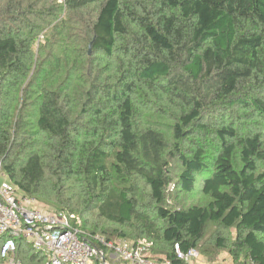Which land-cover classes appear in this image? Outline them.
<instances>
[{"label": "trees", "instance_id": "trees-1", "mask_svg": "<svg viewBox=\"0 0 264 264\" xmlns=\"http://www.w3.org/2000/svg\"><path fill=\"white\" fill-rule=\"evenodd\" d=\"M0 163L158 261L264 264V0H0Z\"/></svg>", "mask_w": 264, "mask_h": 264}, {"label": "built area", "instance_id": "built-area-1", "mask_svg": "<svg viewBox=\"0 0 264 264\" xmlns=\"http://www.w3.org/2000/svg\"><path fill=\"white\" fill-rule=\"evenodd\" d=\"M1 178L0 257L6 264H19L16 249L20 240L42 253L46 264H171L154 259L146 240H107L85 232L75 215L41 210L35 199L24 196L8 181L0 163ZM175 251L183 264H199L196 249L183 253L175 247Z\"/></svg>", "mask_w": 264, "mask_h": 264}, {"label": "rangeland", "instance_id": "rangeland-1", "mask_svg": "<svg viewBox=\"0 0 264 264\" xmlns=\"http://www.w3.org/2000/svg\"><path fill=\"white\" fill-rule=\"evenodd\" d=\"M3 181V178L0 179V182ZM17 196H21L20 193H17ZM38 203V202H37ZM39 204V203H38ZM41 210L43 211H47V212H54V210H51L49 209L48 207H45V206H42L39 204V206ZM82 221V220H81ZM213 233V230L212 228H210L208 230V235H207V238L208 236H210V234L212 235ZM141 241H145V239H141ZM146 242L150 245V250H151V255L153 256V251H152V248H153V244L151 242H148V240H146ZM155 248V247H154ZM198 254L200 255V253L198 252ZM199 264H232L231 262V256L227 253V252H220L219 255L216 257L215 261L214 262H209L207 261V259L204 257H202L200 255V259L198 261Z\"/></svg>", "mask_w": 264, "mask_h": 264}]
</instances>
